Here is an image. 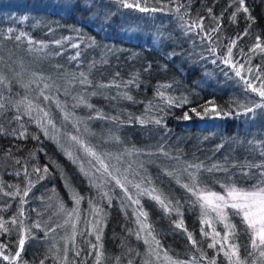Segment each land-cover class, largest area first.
<instances>
[{
    "label": "trees",
    "instance_id": "16d2710c",
    "mask_svg": "<svg viewBox=\"0 0 264 264\" xmlns=\"http://www.w3.org/2000/svg\"><path fill=\"white\" fill-rule=\"evenodd\" d=\"M68 2L69 0H0V72L11 82L12 99L18 100L16 96L21 91L20 86L27 82L32 84V81L36 80L33 73H37L49 77L48 83L54 81L60 93L64 94V89L69 88L74 91L77 89L76 96L87 95L88 103L106 116H115L125 122L129 117L163 116L166 128L153 123L144 126L139 123L117 125L111 120H88L94 109H89L83 104L73 109V98L65 97V94L59 95L62 105H66L68 111H74L76 118L87 121V128L100 130V133H116L123 139L124 147L130 150L141 152L148 149L145 155H150L154 164H145L142 167L132 165V168L150 178L153 185L172 200L173 204L180 200L187 233H191L199 241L198 247L203 249L207 256L216 257L217 264H228L222 252L217 255L214 249L207 248L211 239L201 235L199 207H192L190 203L185 202L189 194L177 183V179L166 175L165 170L175 171L181 182L188 183L189 178L182 168L187 164H203L204 168L198 173V178L212 189H217L224 182H235L241 188L251 187L259 179L258 174L243 176L241 169L248 170L246 165L264 161L258 147L264 142V110L258 109L255 114L238 117L233 114L227 118L214 117L211 113L201 118L191 111L195 108L196 112L202 113V105L208 100H214L217 106L225 110L233 108L242 112L243 107L237 108L238 105H250L252 101H258L259 97L250 90L245 92L242 82L230 68L219 61L213 64L211 59H202V53L204 56L208 55L205 51L207 43L195 35L198 29L194 30L193 34L186 35L178 17L184 16L185 21L203 17L206 29L219 23L220 31L212 33L213 40L220 45L218 53L226 52L223 45L227 44L230 38L235 39L241 35L248 29L250 22L242 12L237 14L235 20L232 19L235 4H231V0H172L168 4V10L164 12L143 13L135 8H122L114 0H95L98 5H106L94 10L100 13L98 18L86 14L81 9L60 7ZM140 3L149 8L160 7L156 0H140ZM245 3L255 22L248 29L250 35L238 39L237 47L233 49V58L240 63L244 62L243 55L249 54L248 49L253 45L256 36H260L264 43V0H245ZM177 5L181 6L179 13L175 10ZM106 14L109 19L105 22L104 30H101L100 25ZM214 18L220 19L217 21ZM8 28L14 30L13 37L24 32L35 43L29 46L23 39L20 42L6 39ZM73 28L80 29V32L73 31ZM90 37L95 40L94 44L90 43ZM56 41L61 43L58 45ZM41 43L46 47L41 48ZM73 43L79 44L80 47L73 48ZM29 47L33 50L28 51ZM77 52L80 53L78 57ZM173 52L175 55L169 59L168 54ZM251 55L252 65L264 61V54L259 53V50ZM149 62L151 69L146 72L144 68ZM81 72L88 76L89 87L81 86L78 80H71L72 74L78 77ZM225 72L230 73V76L225 75ZM242 74L248 75L246 72ZM133 77L138 79L139 87H125V82ZM256 83L258 86L259 81ZM115 84L120 87L117 88ZM158 84H171L172 87L165 90L167 95L177 99L187 97L190 102L183 106H169L156 96L155 89ZM102 85L108 87H101ZM56 88L52 90L57 92ZM0 91L7 95V89L3 85H0ZM92 92L96 94L91 95ZM124 92L132 95L135 102L123 99ZM149 101L154 107L145 112ZM5 103L7 104V101ZM161 108L164 111H160ZM50 109L57 122H62L63 115L60 111L57 112L55 107ZM15 114V108L0 110V128L6 131L13 127L18 129L19 124L13 119ZM186 114L189 119L183 118ZM35 115L33 111V116ZM23 121H29V117L23 116ZM65 124L71 131V123ZM81 126L84 127L83 124ZM25 127L28 134L26 139L0 134V185L4 186V191L15 190L8 185H19L23 188L24 162L29 166L38 164L42 167L47 164L52 175L37 183L26 198L24 216L20 217L24 228L15 226L26 237L24 251L21 253L22 260L25 264H39L40 260L48 255L59 260V264H96L95 251L89 243H95V234L86 235L91 225L86 226L83 221L93 219L88 214L87 201L89 197L97 196V189L89 187L78 166L72 163L56 142L44 137L35 120L26 123ZM83 127L81 129H84ZM31 134L39 135L40 140H32ZM161 145L167 155L160 152ZM39 148L44 151H38ZM30 154H34V158ZM15 159H21L22 164L17 165ZM136 163L140 162L136 160ZM213 165L227 171H206ZM18 169L21 170L19 177L15 175ZM251 171L256 173V169ZM64 178L76 192L85 197L79 206L81 220L76 223L74 245L66 238L72 233L71 224L74 221L65 224V214L58 210L54 200L48 199L53 195L51 189L55 188V195L63 201L65 208L74 207ZM136 179L139 180V176ZM129 188L131 192L136 191L131 186ZM111 195L114 197L111 207L107 206L106 200L100 201L101 207H104L107 213L103 222L100 264H116V257H120V264H129V261L131 264H164L166 260L169 262L165 252L173 260L186 261L193 256H200V251L194 249L188 241L187 233L175 228L173 221L178 219L176 213H165L155 201L143 196L141 203L148 212V222L154 230L153 234L161 245V248L157 249L158 256L150 253L143 239L137 240L136 236L128 231L131 229L135 232L138 225L135 223L132 208H121V190L116 188ZM18 199L19 197L12 200L0 192V208L4 207L5 203L11 205L0 213L5 220L17 212ZM230 219L237 224V242L241 245L240 252L244 256L247 254L248 235L244 226L239 223V217ZM35 220L55 228V232L45 237L43 231L32 229L36 238L28 239V230ZM215 226L223 236V226ZM203 227L205 231H211L208 225ZM17 236V231H12L0 236V242L9 244V251H12L16 248ZM65 249L67 261L64 260ZM76 251H79V256ZM56 260L49 258L45 264H56ZM203 264L207 262L204 261Z\"/></svg>",
    "mask_w": 264,
    "mask_h": 264
},
{
    "label": "snow or ice",
    "instance_id": "6c2138e0",
    "mask_svg": "<svg viewBox=\"0 0 264 264\" xmlns=\"http://www.w3.org/2000/svg\"><path fill=\"white\" fill-rule=\"evenodd\" d=\"M122 8H135L140 12H164L168 10V4L172 0H156V3L160 4L159 8L151 7L149 8L146 4L143 6L140 3V0H114ZM231 4H235L234 12L231 14L233 20L236 19L237 14L244 13L245 18L249 21L248 29L251 28V24L255 22L254 17L250 13V9L246 6L245 0H231ZM231 4L229 5L231 7ZM104 4H97L95 0H69L68 3L60 5L63 9H81L86 14H90L93 17H99L100 13L94 11L97 8L105 7ZM180 5L176 6V12H180ZM211 13V9H209ZM108 15H104L101 22V30H104L105 22L108 21ZM178 19L181 22L182 28L186 35L193 34L194 30L198 29L195 32V35L200 36L202 42L207 43V48L205 51L208 53L207 56L201 54L202 59H211V63L217 64L219 61L221 64L230 68L235 77L239 78V81L242 82L245 92L249 90L252 93H255L258 97V101H252L250 105L247 106H237V108L243 107V111H238L233 108H228L225 110L217 106L214 100L206 101L202 107L203 112H196V109H191L192 112H195L198 116L203 118L205 115L211 113L214 117H230L235 114L237 117L240 115L255 114L256 111L264 110V61L252 65L251 61L253 55L257 53L264 54V43H262V38L256 36L253 45L248 49L249 54L243 55V63H240L239 60L233 58V49L237 47V40L242 39L244 36H249L250 32L248 29L237 36L235 39L230 38L229 42L223 45L226 48V52H219L218 48L220 45L213 40L212 33H218L220 31V25L217 23L215 27L206 29L203 25V17H200L197 20L185 21L184 16H179ZM219 21L220 18H214ZM12 28H8L7 34L5 35L6 39H14L17 42L26 40L28 45L31 46L35 42L32 40L28 34L20 32L19 35L13 37ZM73 31L80 32V29L73 28ZM203 34V35H201ZM81 41H83V34L80 35ZM90 43L94 44L95 40L89 38ZM59 45L61 42L56 41ZM73 48H79L80 45L73 43L71 45ZM46 47L41 43V48ZM33 49L29 47L28 51ZM243 53V49L240 50ZM59 54V53H58ZM80 55L79 52L76 53V57ZM175 53H169L168 58L171 59ZM76 57H72L75 59ZM166 67V66H165ZM151 63L144 68V71H150ZM246 72L248 75H243L242 73ZM119 73H117V76ZM225 75L230 76V73L225 72ZM33 76L36 77L35 82L37 83V95L34 99H29L25 96L23 99L16 101L12 99L11 95V82L7 80V77L0 72V85H3L7 89V95L4 91H0V110H6L10 108L16 109V114L14 115V121L18 122L19 128H11L10 130H4L0 128V134L12 135L16 139L28 138L27 129L25 124L35 120L37 127L43 132L44 137L51 139L56 142L62 151H65L67 157L72 161L73 164H76L88 183L90 188L97 189L96 197L88 198V214L93 217L92 220L85 219L83 223L88 226L91 225V229L86 232V235L91 236L95 234V243L91 244L92 249L95 251L96 264H100V258L102 256V234H103V222L106 218V211L104 207H101L100 201H107V206H112L113 196L111 192L116 188L121 190V199L120 204L122 210H125L129 207L132 208L133 215L135 216V223L138 225V228L135 232H132L131 229L128 231L131 234H134L137 240L143 239L144 243L148 245L150 253H155L157 256L159 252L157 249L161 248L160 241L153 234L154 230L151 228V225L148 222V212L144 209L143 204L141 203V197L147 196L151 200L155 201L165 213L175 212L178 219L173 221L175 228L182 229L187 233V229L184 227L182 219V204L180 200H176L173 204V201L170 200L165 194L160 191L157 187L153 185V182L146 175H142L138 170L133 169L131 163H128L127 167H124V156L132 155L133 152L139 154V150H129L125 149L121 153H111L104 151L100 146L92 144L88 141L85 133L87 132V121L76 118L74 111H68L66 105H61L59 100H53L51 95V89L56 88V83H48L49 77H45L43 74L33 73ZM71 80H78L79 84L84 87L90 86V81L88 76L81 72L77 77L76 74L71 75ZM257 81L259 84L257 86ZM40 82H43V87H40ZM31 83V82H30ZM129 85H136L139 87L138 79L133 77L131 80L125 82V87ZM117 88L120 87L119 84H115ZM28 87V85H24ZM101 87H108V85H102ZM171 84H158L155 89V94L162 101H165L169 106H183L185 103H189L187 97H181L179 99L171 97L166 94V89L171 88ZM57 92L59 91L56 88ZM65 94H68L67 88L65 89ZM95 95V92L90 93ZM41 98L43 104L41 103ZM122 98L134 101L132 95L128 92L122 94ZM75 103L72 105V108L79 106L80 104L85 105L89 109H94V106L88 103L87 95L81 94L73 97ZM7 101V104L5 103ZM49 101H53L57 109L63 113V121L60 122V128H57V119L52 113L51 109L48 107ZM21 105H23V111H21ZM154 105L149 101L148 107L145 109V112L150 111ZM33 111L36 115L33 116ZM160 111H164L163 108ZM23 116H28L29 121L24 122ZM184 119H189V116L186 114ZM92 119H101V120H111L117 125L123 123L133 124L139 123L141 126H144L149 123H153L157 126H162L166 128L163 116H157L153 118L145 117H129L128 121H121L118 117H109L106 116L100 110H95L88 116V120ZM65 122L71 123L72 130L70 131ZM84 125L82 131L81 125ZM61 129L63 132L61 133ZM63 136L72 143L77 151L81 152L82 155H73L72 151L64 149L63 144L61 143L60 137ZM31 139L39 141L40 136L37 134H31ZM120 142V137L113 133H109L108 140L105 142ZM260 156L264 157V142L261 145H258ZM38 151L43 152V148H39ZM160 152L164 153L163 146L161 145ZM11 150H9V155ZM34 158V154H30ZM83 161V162H81ZM17 165L22 164L21 159H15ZM85 163L87 167H85ZM54 164V162H53ZM29 167L31 170L29 171ZM142 167V165H141ZM248 170L241 169V175L249 176L252 174H258L259 179L249 188H241L236 185L235 182H224L220 184V187L223 189V192L215 191L208 184L203 183L198 178V173L201 169L204 168L203 164H187L182 168V171L187 174L189 178L188 183H183L179 180L178 176L175 174V171L165 170V174L168 176L177 179V183L189 194L186 203H190L192 207H199L200 209V223L201 235L211 239V242L207 244V248L214 249L219 255L223 253L225 258L228 261V264H264V161L261 163H252L245 166ZM252 169H256V173H252ZM22 171L25 177V186L21 188L19 185H8L9 188H14V191H4V186L0 185V192L4 196L11 197L12 200L18 199V209L17 212L8 217L7 220L0 215V236L10 233L12 231H17V241L16 248L12 251H9V244L0 242V264H25L22 260L21 253L24 251V246L26 242V237L19 231V229L24 228L23 220L20 217L24 216V205L27 203V197L32 189L37 183L45 180L50 177L52 173L49 170V166L46 164L44 166L31 165L29 166L27 162L22 164ZM208 172L213 171H227L218 165H213L212 168L206 169ZM15 175L19 177L21 175V170H17ZM139 176V180L136 177ZM34 177V179H33ZM131 177V178H130ZM65 179V187L68 190L71 199L74 201V207L71 209H66L62 200H60L55 195V188L51 189L53 195L49 196V200H54L56 206L60 212H63L67 219L64 223L68 224L69 221H74L71 224L72 233L66 238L75 242V236L77 234L76 223L81 220L80 213V203L85 199L84 196L80 195L72 187L71 183ZM98 181H100L98 183ZM110 186V187H108ZM129 186L134 188L136 191L131 192ZM107 188V190H105ZM10 203H5L4 207L0 208V213L5 211L10 207ZM51 207V205H49ZM35 210V209H34ZM127 215V212L125 211ZM230 217H239V223L244 226V230L248 235V244L246 245L247 254L242 256L240 252L241 245L237 242L239 239L237 232V224L233 222ZM216 224L223 226V236H221V231H217ZM19 225V229L15 226ZM203 225H208L211 231H205ZM57 227H62V225H57ZM32 229L40 230L44 232L45 237H48L51 232H55V228L49 227L46 224H42L40 220L33 221L31 227L28 230V239H35V235L32 232ZM84 235L85 233H81ZM187 239L191 242L192 247L197 251H200V256H193L188 260H179L167 256V252L164 253L165 257L169 260V264H203L204 261L207 264H217L216 257H209L205 254L203 249L199 248V241H197L191 233H187ZM155 245V247H153ZM219 245V247H217ZM79 251H76V255L79 256ZM49 258L56 260L55 257H49L46 255L42 258L39 264H45V261ZM252 258V259H250ZM64 260L67 261V249H65ZM56 264H59V260H56ZM116 264H120V257H116ZM131 264V261H129Z\"/></svg>",
    "mask_w": 264,
    "mask_h": 264
},
{
    "label": "rangeland",
    "instance_id": "374dc122",
    "mask_svg": "<svg viewBox=\"0 0 264 264\" xmlns=\"http://www.w3.org/2000/svg\"><path fill=\"white\" fill-rule=\"evenodd\" d=\"M24 85H28V87L26 88V87H24ZM40 87L41 88L43 87V83H41V82H40ZM20 88H21V91L16 96V99H18L17 101L23 99L25 96H27L29 99H34V97L37 95V92H36L37 83H35V82H33L32 84H29V82H27L25 84L23 83L20 86ZM67 90H68V94L66 95L65 94V89H64L65 97L68 96L70 98L71 97L73 98V97L76 96L77 89L74 91L73 89L67 88ZM58 93L51 89V95L53 97V100H59L61 105H62L61 98L59 97V95L63 96L64 94L60 93V91H58ZM41 103H44L42 98H41ZM47 103H48V107L50 106L49 108L55 107L57 112L60 111L59 109H57V106H56V104L53 101H49ZM21 108H23V105H21ZM60 113L63 115V113L61 111H60ZM81 127H83V126H81ZM57 128H60V122H57ZM87 129L88 130L85 133V135H86L88 141H90L94 145L100 146L104 151L111 152V153H121L125 149H128L127 147H124V144H123V141H122L123 139L120 136H119L120 137V142L119 143H115V142H111V141L105 142V141L108 140V136H109V133H110L109 131H108V133H103V132L100 133V130H94L93 128H90V129L87 128ZM82 131H83V129H82ZM62 132H63V129H61V133ZM113 134L117 135L116 133H113ZM60 139H61V143L63 144L64 149H66L68 151H72L74 156L82 155V153L77 151V148L72 143H70L67 140V138L61 136ZM147 150L148 149H145L144 151L141 150V152H139V154L133 153L132 155L124 156V158H123L124 159V165L123 166L127 167L128 163H131V165H134V166L151 164V163L154 164V161L150 157V155H145V152ZM136 160L139 161L140 163L139 164L136 163ZM81 162H83V161H81ZM156 165H158V164L156 163ZM85 167H87L86 163H85ZM99 182L100 181H98V183ZM213 190L223 192V189L220 186L217 189H213ZM164 264H169V262L166 260Z\"/></svg>",
    "mask_w": 264,
    "mask_h": 264
}]
</instances>
